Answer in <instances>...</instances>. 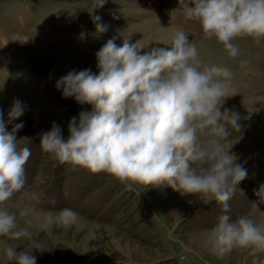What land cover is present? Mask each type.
Masks as SVG:
<instances>
[{"label":"rangeland","instance_id":"1","mask_svg":"<svg viewBox=\"0 0 264 264\" xmlns=\"http://www.w3.org/2000/svg\"><path fill=\"white\" fill-rule=\"evenodd\" d=\"M92 4L93 0H0V111L6 131L23 123L15 135L19 144L31 149L25 189L41 195L39 203L19 193L9 202L12 211L28 210L25 220L31 221L33 236L31 241L0 237V264H6V246L20 251L29 242L43 246L44 251L33 250L36 264H264V251L252 248H234L223 257L213 253L209 235L223 214L221 205H206L204 197L181 195L168 186L125 190L105 173L73 171L39 144L53 122L66 139L70 119L92 110L90 104L64 97L56 87L59 78L72 70L98 74L95 54L112 37L121 45L130 35V43L145 47L143 54L155 47L170 48L171 35L181 29L197 45L203 63L227 66L233 73L221 110L239 114L240 131L230 128L224 146L233 143L229 153L247 176L228 202L229 215L264 223V203L256 195L264 186V39L257 44L251 37L237 38L240 56L233 59L215 39L204 38L198 22L179 16L178 0H105L90 14ZM97 24L106 31L98 32ZM244 59L249 64L242 68ZM14 99L25 111L8 123ZM254 202L261 212L253 209ZM65 207L78 213L75 225L45 226V213Z\"/></svg>","mask_w":264,"mask_h":264},{"label":"clouds","instance_id":"2","mask_svg":"<svg viewBox=\"0 0 264 264\" xmlns=\"http://www.w3.org/2000/svg\"><path fill=\"white\" fill-rule=\"evenodd\" d=\"M105 0H93L89 10L102 7ZM176 12L182 19L198 22L206 39H215L233 59L240 56L234 40L251 37L258 44L264 39V0H178ZM93 20L99 17L93 16ZM97 31L106 27L97 24ZM83 36V33H81ZM189 34L174 30L170 48H145L130 43V35L121 45L116 37L108 39L96 52L98 74L90 69L69 71L56 81L64 97L79 104H90L68 123L65 139L55 123L40 136L42 150L72 170L86 169L105 173L135 191V185L168 186L181 195L196 194L203 203L215 202L223 214L210 230L211 250L223 257L234 248L264 251V223L247 215L233 219L229 200L247 171L225 148L230 128L240 131V116L221 110L229 97L233 76L227 66L209 65L199 58L197 45ZM27 39L21 41L25 42ZM249 64L240 61V67ZM234 94V93H233ZM232 94V95H233ZM25 106L14 99L8 111V123L24 114ZM17 123L6 131L0 111V237L32 240L28 210L12 211L9 202L18 193L22 199L39 203V193L25 189L26 164L31 149L19 144ZM264 203V186L257 191ZM253 209L260 211L257 203ZM261 212V211H260ZM177 216L183 219L182 215ZM78 213L71 208L44 215L45 226L70 228ZM24 221V224L21 223ZM6 246V264H36L33 250L44 251L31 242L17 251Z\"/></svg>","mask_w":264,"mask_h":264},{"label":"bare ground","instance_id":"3","mask_svg":"<svg viewBox=\"0 0 264 264\" xmlns=\"http://www.w3.org/2000/svg\"><path fill=\"white\" fill-rule=\"evenodd\" d=\"M29 9V8H28ZM1 32V31H0ZM1 33H3V32H1ZM7 41V40H6ZM5 43H7V42H5ZM1 54V53H0ZM28 58V57H27ZM27 63V62H26ZM11 66V65H10Z\"/></svg>","mask_w":264,"mask_h":264}]
</instances>
